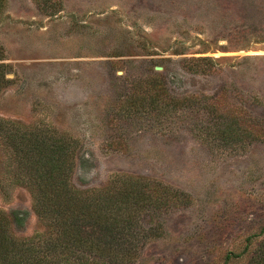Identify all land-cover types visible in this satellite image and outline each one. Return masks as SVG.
<instances>
[{
	"label": "rangeland",
	"instance_id": "374dc122",
	"mask_svg": "<svg viewBox=\"0 0 264 264\" xmlns=\"http://www.w3.org/2000/svg\"><path fill=\"white\" fill-rule=\"evenodd\" d=\"M153 72L176 97L224 88L264 120V0H0V118L71 139L78 189L122 173L188 199L139 213L150 232L130 262L62 264H264V140L221 143L201 104L159 118L128 105ZM13 158L0 133V216L28 238L46 226Z\"/></svg>",
	"mask_w": 264,
	"mask_h": 264
},
{
	"label": "trees",
	"instance_id": "16d2710c",
	"mask_svg": "<svg viewBox=\"0 0 264 264\" xmlns=\"http://www.w3.org/2000/svg\"><path fill=\"white\" fill-rule=\"evenodd\" d=\"M135 88L139 92L127 104L136 103L157 118L201 104L200 130L207 135L230 144L264 140V120L243 105L241 96L224 88L199 103L197 95L171 94L160 72L140 79ZM0 133L14 155L10 179L28 188L33 210L46 226L31 237L16 238L0 216V264L86 263L93 256L130 262L137 235L150 232V227L139 223V213L167 210L188 201L183 192L163 182L122 173L101 188L78 189L71 183L75 147L67 136L49 126L1 118Z\"/></svg>",
	"mask_w": 264,
	"mask_h": 264
}]
</instances>
